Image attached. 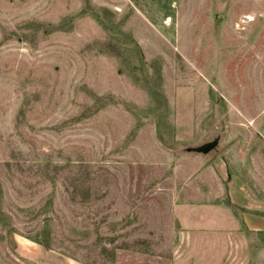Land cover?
<instances>
[{
	"label": "rangeland",
	"instance_id": "1",
	"mask_svg": "<svg viewBox=\"0 0 264 264\" xmlns=\"http://www.w3.org/2000/svg\"><path fill=\"white\" fill-rule=\"evenodd\" d=\"M0 264H264V0H0Z\"/></svg>",
	"mask_w": 264,
	"mask_h": 264
}]
</instances>
